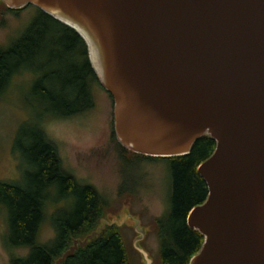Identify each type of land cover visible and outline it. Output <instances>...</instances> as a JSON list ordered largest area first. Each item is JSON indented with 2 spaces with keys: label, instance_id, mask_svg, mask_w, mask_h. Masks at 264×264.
Masks as SVG:
<instances>
[{
  "label": "water",
  "instance_id": "1",
  "mask_svg": "<svg viewBox=\"0 0 264 264\" xmlns=\"http://www.w3.org/2000/svg\"><path fill=\"white\" fill-rule=\"evenodd\" d=\"M1 1L37 6L83 38L126 148L184 155L210 135L215 149L197 167L208 195L186 215L204 241L189 264H264V0ZM127 215L135 250L153 264L145 228Z\"/></svg>",
  "mask_w": 264,
  "mask_h": 264
},
{
  "label": "trees",
  "instance_id": "2",
  "mask_svg": "<svg viewBox=\"0 0 264 264\" xmlns=\"http://www.w3.org/2000/svg\"><path fill=\"white\" fill-rule=\"evenodd\" d=\"M28 7L35 9L31 19L6 45H0V96L14 76L24 70L31 71L30 93L38 102L37 141L33 145L36 170L27 172L24 182L0 181V208L6 213L3 243L10 252L9 264H53L74 239H83L95 231L102 220L111 222L118 212L108 210V201L93 184L63 168L56 145L43 130V123L49 119L68 118L93 107L95 87L104 89L90 64L87 45L73 28L32 4L10 8L0 0V26L4 24L5 12L16 14ZM111 137L122 159L120 194H134L135 183L140 178H131L129 172L139 167L142 160L162 161L170 174L169 206L150 223L158 240L153 264H189L204 237L188 227L186 215L208 195L197 167L212 154L215 140L204 134L192 143L187 154L151 156L123 146L116 139L113 126ZM53 188H58L57 197L68 196L72 203L50 215L54 236L46 243H39L45 207L51 201L49 192ZM122 225L115 221L105 223L85 246L79 245L59 264H130ZM16 249L26 252L16 254Z\"/></svg>",
  "mask_w": 264,
  "mask_h": 264
},
{
  "label": "rangeland",
  "instance_id": "3",
  "mask_svg": "<svg viewBox=\"0 0 264 264\" xmlns=\"http://www.w3.org/2000/svg\"><path fill=\"white\" fill-rule=\"evenodd\" d=\"M34 11L33 7H28L16 14L5 12L4 24L0 26V45H6L27 24ZM30 73L24 70L14 76L7 91L0 96V181L24 182L25 174L36 170L33 145L37 141L38 102L31 97L33 77ZM93 97L94 105L87 111L68 118L49 119L43 123V130L56 145L63 168L93 184L108 201V210H117L112 220L123 222L121 233L129 263L140 264L141 256L133 246L137 236L135 221L127 218V212L145 228L140 244L154 261L158 240L150 223L153 218L164 214L169 206L170 174L162 161L142 160L139 167L129 172L131 178H140L135 183L134 194H120L122 159L111 137L113 100L99 87H95ZM57 195L58 188L50 190L51 201L45 207L39 243H46L54 236L50 215L55 209L72 203L68 196ZM5 217V211L0 208V264H9L10 260V252L3 243ZM25 252V249L14 250L16 254Z\"/></svg>",
  "mask_w": 264,
  "mask_h": 264
}]
</instances>
